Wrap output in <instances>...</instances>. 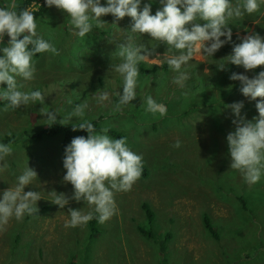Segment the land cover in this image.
<instances>
[{
	"label": "rangeland",
	"instance_id": "1",
	"mask_svg": "<svg viewBox=\"0 0 264 264\" xmlns=\"http://www.w3.org/2000/svg\"><path fill=\"white\" fill-rule=\"evenodd\" d=\"M14 3L15 0H0V7ZM40 3V0L34 2L29 9L37 10ZM151 9L154 14L155 8L151 6ZM243 17L247 19L244 25L229 22L235 43L240 42L238 35L249 32L264 37V4L258 11ZM101 19L106 22L102 28H94L81 38L70 30L66 14L55 7L37 17L38 34L50 40L58 53H39L33 57L35 78L26 82L22 90L39 88L45 101L15 109H5L6 103L0 104L1 136L16 135L14 140L0 141L13 147V152L0 161L5 165L0 170V192L14 186L15 177L28 164L36 171L37 178L25 187V191L36 190L43 197L37 202L38 211L34 214L25 215L21 221L10 219L7 225L0 227V264H70L72 260V264H264V191L259 189V185L264 189V176L250 185L242 180L238 171L230 169L225 139L235 128L231 110L225 105L248 102L252 114L243 108L241 113L246 119L258 115L254 100L244 97L239 92L240 82L230 80L229 76L236 72L251 78L264 69V65L247 72L242 66L233 65L234 71L231 64L226 66L228 76L225 74L224 88L231 85L230 89H237L238 98L228 101L226 97L218 106L219 111L217 106L214 111L203 110L200 89L189 92L199 78L193 79L189 72L181 86L173 82L176 73L171 70L163 76L159 73L142 77L139 73L137 97L130 104L117 108L118 96L113 93L119 91L121 78L110 65L120 62L115 55V45L126 40L131 18L126 16L116 25L112 24L111 14ZM102 30L107 34L102 35ZM143 36H134V40L140 42L135 44L146 43L141 50L142 54L149 51L146 61L161 65L167 54L166 45H157L147 34ZM8 39L5 35L3 46ZM231 48V44L223 45L213 58L196 53L187 66L192 71L195 60L201 62L196 63L195 70L201 68V73H207L210 78L216 73L224 74L223 70H217L215 63L230 54ZM98 89L108 91L109 100L97 102L94 93ZM221 90L214 88V94L212 89L208 92L220 97ZM147 95L167 106L165 116H153L144 111L142 98ZM82 102H87L83 116H73L70 124L85 119L98 120L101 128L108 129L110 137L119 138L109 132V129L115 130L126 137L133 152L142 156L143 168L147 170L131 190L114 192L117 211L104 223H98L100 229L92 239L87 238L89 221L77 227L64 226L69 219L68 208L87 212V202L69 200L65 208H59L49 201L53 198L49 191L68 196L72 192L71 185L62 180L66 171L62 166L64 134L45 136L38 141L28 139L27 135L49 127L44 124L42 113L56 110L57 121L62 117L67 119ZM190 103L198 108L181 119L174 116L177 115V111L173 112L175 107L182 109ZM216 113L221 116L226 131L214 124ZM177 140L179 147L174 146ZM220 184L224 187L218 188ZM231 184H236L243 192L251 187L257 189L262 198L249 201L250 207L243 209L242 203L235 200V191L228 189ZM143 202L149 203L154 210L153 220L146 214ZM204 213H209L217 226L221 225L220 240L205 230ZM13 224L26 233L23 238L15 236ZM139 226L151 232L150 235H143ZM167 231L173 233L170 238L165 237Z\"/></svg>",
	"mask_w": 264,
	"mask_h": 264
},
{
	"label": "clouds",
	"instance_id": "2",
	"mask_svg": "<svg viewBox=\"0 0 264 264\" xmlns=\"http://www.w3.org/2000/svg\"><path fill=\"white\" fill-rule=\"evenodd\" d=\"M153 0H44L46 7H55L66 14L70 30L78 37H85L94 28H102L107 14L113 17V23L124 17H130L129 35L124 42L116 44L115 55L120 62L110 65L111 70L121 78L116 106L128 105L137 97L139 68L146 60L149 51L136 45L134 36L147 34L157 45H166L164 62L176 73L173 82L183 85L188 73L183 69L199 53L213 58L223 45L231 44L230 54L215 63L217 70H226L228 64L242 66L247 72L264 65V37L256 32L237 36L239 43L232 39L230 21L245 14H252L264 4V0H159L162 7L152 14ZM203 21V23H200ZM37 21L29 8L16 10L15 5L0 7V101H5V109L19 108L45 101L39 88L22 90L26 82L35 78V61L39 53L57 54L58 49L38 34ZM5 35L9 38L2 45ZM223 37V39H222ZM154 50V49H153ZM230 80L239 81V92L248 100L256 101L258 115L246 119L241 113L243 101L225 105L233 116V131L226 135L227 150L230 157V169L240 173L247 184L257 183L264 176V69L251 78L244 73L232 72ZM231 87V86H229ZM97 102L109 100V92L98 89ZM259 97L261 99L257 100ZM71 103V101H69ZM144 111L153 116L163 117L167 106L151 95L142 98ZM87 102L77 104L68 118L57 121L58 112L49 110L42 114L46 125L56 123L68 125L73 116L82 117ZM73 130L83 129L87 136H75L64 148L62 166L66 170L63 182L72 187L71 196L55 190L49 191L53 197L51 203L65 208L69 200L87 202L89 211L80 208H68L69 219L65 227H77L95 218L104 223L115 212L114 192L131 190L142 174V156L133 152L126 143V137H110L107 128L97 131L90 121H82ZM175 147L180 146L177 140ZM13 152L9 143H0V161ZM5 165L0 164V170ZM37 178L36 171L28 164L15 177L14 186L0 192V227L7 225L10 219L21 221L25 215H32L37 202L43 198L39 191L28 190Z\"/></svg>",
	"mask_w": 264,
	"mask_h": 264
},
{
	"label": "trees",
	"instance_id": "3",
	"mask_svg": "<svg viewBox=\"0 0 264 264\" xmlns=\"http://www.w3.org/2000/svg\"><path fill=\"white\" fill-rule=\"evenodd\" d=\"M36 1H38V0H15L14 5L16 7V10L19 11L20 9H23V8H29L31 6V4H33ZM40 1H41V3L39 4L38 9L37 10H33L35 19L37 17H39V16H43L47 12V10L49 8H51V7H46L45 6L44 0H40ZM157 1L153 0V2L151 4V6L155 8V10L160 8L159 6L161 5L160 2L158 1L159 2L158 3ZM143 2H144V0H142V4H141L142 6H143ZM232 21L235 22L234 25L236 23H238V25H244L245 22L247 21V19L242 17V18H239V19H233ZM200 22L203 23V21H200ZM101 34L105 35V34H107V31L106 30H102ZM143 37H145V36H142V38ZM134 43L139 44L140 42L138 40H134ZM142 43L143 44L141 46H143V48L145 49L146 43H144V42H142ZM102 48H104V47H102ZM164 51L166 52V49H164ZM37 55L38 54H36L35 56H37ZM193 61H194V66H197L196 63H201V62H198V61H195V60H193ZM189 65L192 66V62ZM194 66H192L193 67L192 71H191V68L189 66H186L184 68V71H186L188 74L190 72L191 73V77L193 79L199 78L198 83L193 84L192 87L190 89H188V90H189L190 93H192L195 89H200L201 90L200 91V95L204 98V100H203L204 102H203L202 105L205 107V109H203V110H206V112H207V110H210V111L213 110L214 111L213 108H215V106L218 107L225 100L226 97H228V101H230V100L236 101L237 100V98H238V97H236L237 96V89H230L229 86H231V85H229L226 88H224V84L227 82V80H226L227 78H226L225 74L228 76V70L226 72H225V70H223L224 74L223 73H216L215 75H213L212 78H210L207 75V73H204V72L201 73V68L197 67V70H198L197 71V70H195L196 67H194ZM138 68H139V73L141 74L142 77L153 76V75H156V74L159 75V73H163L162 75H160V76H163L165 74L167 75L169 73V71H170L168 65L166 64V62H164V60H163L161 65H159L157 63H149L148 61L144 60L138 65ZM234 68H235V66L232 65L231 69L233 71H234ZM198 72H199V74H198ZM214 88H217L218 90L220 88H222L221 92H219V96L220 97H217V96L213 97L212 96V94H214ZM211 89L213 90L212 94L208 92ZM5 103H6L5 101H0V104H5ZM255 103H256V101L253 102V106L255 105ZM243 105H244L243 106V110L251 115L252 114V109H251V106L249 105V103L248 102H243ZM196 108H198V106H196L195 104H192V103L188 104L186 107H184L182 109H180V106H177V107H175V110L173 109V112L177 111V113H176L177 115H174V116L176 118H178V119L179 118L181 119L185 115H187L189 112H191L192 110H196ZM218 111H219V107H218ZM168 119L171 120L172 117L169 116ZM84 121L92 122L94 127H95V129L97 131L102 129L98 120L85 119ZM214 122H215L214 124L217 127L221 128L222 131H226L225 126H223L222 118H221L220 115H218V113L215 114ZM79 123L80 122L74 124V126L78 127ZM186 124L189 125L190 123L186 122ZM109 132H110V134L112 133V135H115V136H118V137L121 136L115 130L109 129ZM59 133H63L64 134V137H65V139H64V142H65L64 147L67 145L68 140L72 139L75 136H81V135L85 136V137L87 136V132L85 130H83V129H75V130H73L72 124L61 125L59 123H56V124H54L52 126H49L48 128L40 129L37 132L36 131L35 132L32 131V132L28 133L27 135H28V139H31V140H34V141H38V140H41L42 138H44L45 136H54V135H57ZM15 136H16L15 134L6 135V136L4 134L3 136H1V133H0V141H6V138H7V140H14ZM142 174L143 175L147 174L146 168L142 167ZM262 186L263 185H259V189L264 191ZM223 187H224V185H222V184H220V186H218V188H223ZM228 189H230V190L233 189L235 191V200L236 201H240L242 203V206H244L243 209H245L247 207H250L249 201L257 199V198H258V200H260L262 198L261 193H259V191L257 189H254L252 187L250 188V190L244 189V192H243L242 189L237 188L236 184H231L230 186H228ZM46 204H47V206L50 207L49 202H47ZM143 208L146 210V214L149 216V218L151 220H153V218L155 216V212L151 208L150 204L147 203V202H143ZM251 211H253V209H251ZM28 216H31V215H28ZM203 223H204L205 230L207 231V233L211 237H213V238H215L217 240L221 239V237H222L221 225H220V227L217 226L214 223V221H213V219H212V217H211V215L209 213H204L203 214ZM13 226H14L13 230L16 233L15 236H20V238L22 236V238H23L26 233H24V231L22 229H20L19 226H16L14 224H13ZM99 229L100 228H98L97 220L95 218L90 220L89 221V228H88L89 233H88L87 238L88 239H92L98 233ZM138 229L143 235H150V233H151L149 231H148L149 233H147V231H145L144 228L141 227V226H139ZM164 234H165L166 238H170L173 235V233L171 231L164 232ZM18 240H19V238H18ZM18 240L15 239V241H18ZM14 246H11V250H13ZM247 258H250V256H247ZM72 263H73V260L71 261L70 264H72ZM235 263H237V261H235Z\"/></svg>",
	"mask_w": 264,
	"mask_h": 264
}]
</instances>
